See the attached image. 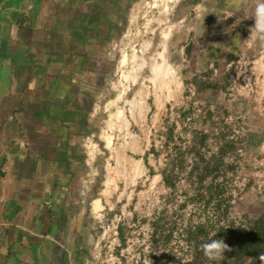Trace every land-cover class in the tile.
<instances>
[{
    "label": "rangeland",
    "instance_id": "374dc122",
    "mask_svg": "<svg viewBox=\"0 0 264 264\" xmlns=\"http://www.w3.org/2000/svg\"><path fill=\"white\" fill-rule=\"evenodd\" d=\"M78 2L74 35L58 23L62 41L53 40L57 54L69 47L59 61L77 67L71 77L86 102L77 187L88 236L75 264H194L181 224L219 217L218 198L195 192L230 198L234 227L264 216V43L247 41L257 0ZM200 134L206 159L230 148L225 171L196 188L187 180ZM177 154L187 162L169 189L161 173ZM154 224L163 227L156 235Z\"/></svg>",
    "mask_w": 264,
    "mask_h": 264
},
{
    "label": "crops",
    "instance_id": "0c3cea01",
    "mask_svg": "<svg viewBox=\"0 0 264 264\" xmlns=\"http://www.w3.org/2000/svg\"><path fill=\"white\" fill-rule=\"evenodd\" d=\"M81 4L0 0V264L84 258L77 182L86 102L71 77L77 67L59 61L69 47L62 54L54 47L62 41L58 23L74 35L69 12Z\"/></svg>",
    "mask_w": 264,
    "mask_h": 264
},
{
    "label": "trees",
    "instance_id": "16d2710c",
    "mask_svg": "<svg viewBox=\"0 0 264 264\" xmlns=\"http://www.w3.org/2000/svg\"><path fill=\"white\" fill-rule=\"evenodd\" d=\"M207 139L208 136L206 134H200L198 138L195 137L194 140L198 141L199 145L193 144L191 149L192 154L189 157L194 165L191 167V170H189V178L187 181L191 185H197L196 188L202 185L207 179L216 178L220 169H224L225 171L223 167L225 151L230 148V144L225 145L219 150L220 157L206 159V157L201 154V149L207 147ZM175 157L174 160H171L170 165L161 173L162 181L169 189L176 188L175 182L180 179V174L183 172L181 169L182 164L187 162V157L185 155L177 154ZM219 186L220 185H218V187ZM193 195L194 197H206L208 203L217 197L218 199L214 211H216V215L219 216L214 225H206L204 223L193 224L192 222L181 224L184 225V228L181 230L183 233L181 237L195 252L194 260L196 261L194 264H199L197 263V259L205 258L200 244L210 238L214 233H216L213 237L214 239H224L225 243L233 249L231 252L225 253V259L221 261L220 264H250L249 258H252L251 264H254V261L264 253V216L252 223L249 228L242 226L234 227V224H230V219L228 218L230 213V205L228 204L230 198L225 199V194L223 192L208 188L205 193L198 190ZM223 198L225 200H221ZM153 226L155 235L158 229L160 230L163 228L157 227L155 224ZM174 226L178 225L173 224L170 226L169 233L163 237L164 243L169 242L172 239L174 231L178 230V228ZM153 239L154 242H159V240H155L154 236ZM189 264H191V262H189Z\"/></svg>",
    "mask_w": 264,
    "mask_h": 264
},
{
    "label": "clouds",
    "instance_id": "9594fccd",
    "mask_svg": "<svg viewBox=\"0 0 264 264\" xmlns=\"http://www.w3.org/2000/svg\"><path fill=\"white\" fill-rule=\"evenodd\" d=\"M250 17L254 20V26L249 29V37L247 41H250L253 44L256 42L264 43V0H257ZM228 31L229 29L225 30V32ZM239 74L240 73H237V75ZM215 235L216 233L203 241L200 244V248L204 257L208 261L212 262V264H220V262L225 259V253L231 252L233 249L225 243L224 239H214L213 237ZM259 260L261 264H264V254L260 255ZM249 262L251 264L252 258H249Z\"/></svg>",
    "mask_w": 264,
    "mask_h": 264
},
{
    "label": "bare ground",
    "instance_id": "6f19581e",
    "mask_svg": "<svg viewBox=\"0 0 264 264\" xmlns=\"http://www.w3.org/2000/svg\"><path fill=\"white\" fill-rule=\"evenodd\" d=\"M110 141V140H109ZM106 142H108V141H106Z\"/></svg>",
    "mask_w": 264,
    "mask_h": 264
}]
</instances>
